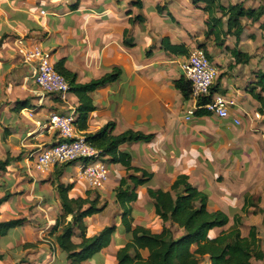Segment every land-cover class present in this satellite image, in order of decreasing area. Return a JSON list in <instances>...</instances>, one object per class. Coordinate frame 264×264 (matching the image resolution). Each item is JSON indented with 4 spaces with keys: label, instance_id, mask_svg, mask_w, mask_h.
<instances>
[{
    "label": "crops",
    "instance_id": "obj_1",
    "mask_svg": "<svg viewBox=\"0 0 264 264\" xmlns=\"http://www.w3.org/2000/svg\"><path fill=\"white\" fill-rule=\"evenodd\" d=\"M220 2L256 8L263 0ZM141 3L138 8L131 0H0V198L7 194L0 202V221L25 218L0 235V264H71L52 231L62 213L55 190L58 182L70 185L69 197L96 199L97 206H103L81 219L86 236L115 225L109 244L80 264H116L117 249L131 239L121 223L123 207L115 202L114 192L120 178L132 170L119 162H107L108 179L94 189L80 177L76 162L56 165L47 172L35 167L34 152L58 139L56 132L43 125L49 112H62L67 105L76 108L78 99L69 91L66 102L54 94L38 102V87L19 52L32 45L49 50L54 64L62 60L79 83L119 68L116 80L91 92L95 108L82 130L85 135L93 134L111 122L113 134L128 129L152 134L148 140L118 146L130 154L133 166L152 173L148 181L136 186V199L126 203L133 226L155 233L166 226L174 238L183 233L177 224L157 216L148 188L170 190L176 176L184 173L207 194L208 210L220 209L228 216L226 225L209 229V237L226 229L236 214L241 216V235L246 236L254 225L264 250V107L255 97L264 96V27L260 26H264V12L254 21L242 17L238 37L233 27L215 40L207 33L202 2ZM138 15L144 19L140 21ZM219 24L227 29L226 16ZM125 37L132 45L124 43ZM162 38L184 44L187 52L169 51ZM199 44L205 45L217 67L210 93L231 101L227 117L204 108L198 109L205 113H194L189 119L183 116L191 101L175 87L174 80L184 78L181 63ZM232 49L240 51L245 60L237 61ZM245 194L252 201L243 211ZM70 219L68 214L63 221ZM81 227H73L74 243L81 240ZM141 254L146 257L147 249H141ZM204 261L209 263L207 255ZM252 263L264 264V257Z\"/></svg>",
    "mask_w": 264,
    "mask_h": 264
},
{
    "label": "trees",
    "instance_id": "obj_2",
    "mask_svg": "<svg viewBox=\"0 0 264 264\" xmlns=\"http://www.w3.org/2000/svg\"><path fill=\"white\" fill-rule=\"evenodd\" d=\"M202 2L201 8L207 14L205 23L207 24V33H212L214 39L219 40L221 33L231 32L234 27L237 30L236 37L242 30V17L250 18L252 21L258 20L264 12L263 3L256 8L244 7L241 3L223 5L220 0H193V3ZM131 4L141 8V0H131ZM219 13V16L216 14ZM226 16L227 29L219 28L220 20ZM140 21L144 18L141 15L136 16ZM264 27L263 24H260ZM125 29L124 34L126 35ZM162 45L173 53H186L184 44H173L167 38H162ZM128 46L132 41L124 39ZM205 53V45L199 44ZM231 53L237 61L245 60L244 55L235 49ZM208 55V54H207ZM209 57V55H208ZM244 57V58H243ZM57 72L62 74L69 84L72 91L78 99L76 106V124L79 129H85L87 126V117L90 111L95 108L91 92L119 77V68H113L110 72L105 73L97 79H92L86 83L76 81L75 73L67 70L63 66V61L59 60L54 64ZM174 85L178 88L185 98L190 95V83L183 77L174 80ZM264 90V85L262 86ZM257 100L264 107V96L255 94ZM204 109H196L195 114H202ZM112 123L109 122L93 134H87V140L95 147L101 150L106 156L107 162H119L127 170L132 172L120 178L114 192V200L123 207L121 213V223L124 230L131 233V239L116 251V264H200L204 256H208V264H253V259L264 257V250L260 246L259 237L257 236L256 227L251 225L248 234L242 236L239 225L241 216L233 215L232 223L218 235L208 236L209 229L213 227H222L227 224L228 216L220 209H207V194L188 181V176L180 173L176 176L170 186V190L148 188V194L153 199L155 213L162 221L170 220L183 229V233L174 238L168 227L163 226L158 233L151 232L148 228L140 225H132L133 217L131 208L126 206L136 199L137 193L135 188L143 184L152 177V173L140 169L131 164L130 154L121 152L118 146L127 141L148 140L152 134H144L132 129L125 130L119 134L111 133ZM4 162V161H3ZM1 162V164L3 163ZM140 172L136 174L135 172ZM70 185L56 183L55 190L59 196L62 213L53 226L55 242L57 246L70 259L71 264H80V262L102 248L110 242V237L115 229V225L104 226L98 233L86 236L81 227V219L87 215L99 212L103 206L98 207L96 199L69 197L67 194ZM173 193H172V192ZM7 194L0 198V202L6 199ZM251 197L248 194L244 196L243 211L247 210L251 204ZM71 214V219L64 222L66 215ZM25 218H15L0 221V235L22 223ZM81 227L80 241L74 243L71 240L73 227ZM264 224V218H263ZM141 249H147L148 254L144 257Z\"/></svg>",
    "mask_w": 264,
    "mask_h": 264
},
{
    "label": "built area",
    "instance_id": "obj_3",
    "mask_svg": "<svg viewBox=\"0 0 264 264\" xmlns=\"http://www.w3.org/2000/svg\"><path fill=\"white\" fill-rule=\"evenodd\" d=\"M22 61L29 65L30 74L38 87V102L47 94L58 96L66 102L70 91L69 84L62 74L54 68L51 52L38 45L20 48ZM182 74L190 83L188 99L191 106L183 116L189 119L198 108H204L218 117L228 116V105L231 101L220 93L211 94L217 74V67L211 62L201 47L192 49L181 63ZM76 108L67 105L64 111H50L44 127L56 132L57 140L34 152L33 162L41 172H47L56 165L76 162L78 173L85 183L94 189L102 187L109 176L106 156L92 145L83 130L76 124ZM234 122L239 120L234 118Z\"/></svg>",
    "mask_w": 264,
    "mask_h": 264
},
{
    "label": "rangeland",
    "instance_id": "obj_4",
    "mask_svg": "<svg viewBox=\"0 0 264 264\" xmlns=\"http://www.w3.org/2000/svg\"><path fill=\"white\" fill-rule=\"evenodd\" d=\"M200 264H206V261H204V259H203V262H201Z\"/></svg>",
    "mask_w": 264,
    "mask_h": 264
}]
</instances>
